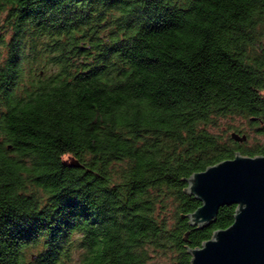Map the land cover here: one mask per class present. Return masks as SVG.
I'll list each match as a JSON object with an SVG mask.
<instances>
[{
    "label": "trees",
    "instance_id": "1",
    "mask_svg": "<svg viewBox=\"0 0 264 264\" xmlns=\"http://www.w3.org/2000/svg\"><path fill=\"white\" fill-rule=\"evenodd\" d=\"M235 118L264 135V0H0V264H190L236 208L191 225L187 178L264 154Z\"/></svg>",
    "mask_w": 264,
    "mask_h": 264
},
{
    "label": "water",
    "instance_id": "2",
    "mask_svg": "<svg viewBox=\"0 0 264 264\" xmlns=\"http://www.w3.org/2000/svg\"><path fill=\"white\" fill-rule=\"evenodd\" d=\"M231 137L246 139L234 131ZM186 192L201 202L187 215L196 228L211 224L223 205L236 208L230 225L190 248V264H264V154L238 152L193 172Z\"/></svg>",
    "mask_w": 264,
    "mask_h": 264
},
{
    "label": "rangeland",
    "instance_id": "3",
    "mask_svg": "<svg viewBox=\"0 0 264 264\" xmlns=\"http://www.w3.org/2000/svg\"><path fill=\"white\" fill-rule=\"evenodd\" d=\"M220 123L222 124L223 129L226 128L225 126L227 125L229 126L232 125L234 127H239V129L242 131L243 130L247 131L250 138L245 141H247L249 145L253 144L256 140H259L262 143H264V135H258L256 134V132L254 133L251 127L248 126L247 122L244 119L241 120L239 118H235V119H232L231 121L221 119ZM66 159H69V157L68 158L66 157ZM150 264H166V258H163L161 256H155Z\"/></svg>",
    "mask_w": 264,
    "mask_h": 264
}]
</instances>
